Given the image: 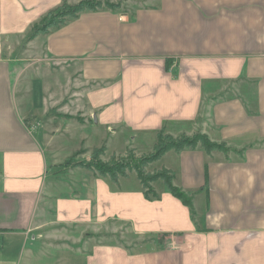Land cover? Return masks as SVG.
Listing matches in <instances>:
<instances>
[{"label":"crops","instance_id":"1","mask_svg":"<svg viewBox=\"0 0 264 264\" xmlns=\"http://www.w3.org/2000/svg\"><path fill=\"white\" fill-rule=\"evenodd\" d=\"M64 1L0 0V253L19 239L23 264H264V0H147L35 34ZM161 132L230 150L155 163L191 207L79 160L151 152Z\"/></svg>","mask_w":264,"mask_h":264},{"label":"trees","instance_id":"2","mask_svg":"<svg viewBox=\"0 0 264 264\" xmlns=\"http://www.w3.org/2000/svg\"><path fill=\"white\" fill-rule=\"evenodd\" d=\"M66 1L67 0H65L59 8H57L54 11H51L48 14L47 20L45 19L44 24L41 27L36 28L35 34L40 33V32H47L49 28L63 24L68 17H72V18L77 17L79 14L85 11H96L97 9L103 8V7L113 9V10L117 9L114 5L108 2L105 4V6L101 4L98 5L96 3L91 4L90 2H88L87 5L85 3H81L80 5L75 6L73 8L65 9L64 7L67 5ZM58 17H60L61 19L59 20ZM163 135H164L163 132H161L159 135V140L157 143L158 146L160 144H164L163 143L164 140H162L164 137ZM182 139L183 140L181 141L184 142V144L169 143L161 147H157L156 151L152 155L146 158H142L138 164L133 163L134 164L133 165L131 162H127L126 165L118 169L116 168L117 170L113 168L108 169L106 166H104L101 163H98L96 165L95 164L93 165L92 163H90V164L83 165V166L92 170L98 175L110 176L114 181H117L119 177L127 176L128 170H131L132 172L134 171L138 175L144 187V190L146 191L147 198H150V197L157 198V194L154 191L152 184L158 180H163L166 186L168 187V190L174 197L181 200L186 206L191 207V199L179 187L174 185L173 176L168 177L164 173H157V175H154L153 177H146V175L143 173V167L141 166L143 164L154 163L155 161L159 160L166 152L170 150L182 151L187 148L195 149L199 145L202 146L207 153H211L213 151H221V152L228 153L230 150L224 144H217V143L212 142L206 135L204 136V135L198 134L189 139L187 137H184ZM95 152H98L99 155H104L105 148L97 149L94 151V153ZM130 158L133 161L135 157L133 156Z\"/></svg>","mask_w":264,"mask_h":264},{"label":"rangeland","instance_id":"3","mask_svg":"<svg viewBox=\"0 0 264 264\" xmlns=\"http://www.w3.org/2000/svg\"><path fill=\"white\" fill-rule=\"evenodd\" d=\"M88 2H90L91 4H94V3H96L98 5L101 4L103 6H105V4L108 2V3H111L112 5H114L116 8L120 7L121 9L125 10L127 8L128 9H132V8L134 9L136 7H139V6L146 5L147 0H72V2L67 0L66 1L67 5L64 8L65 9L73 8L75 6L80 5L81 3H85L87 5ZM58 19L60 20L61 18L58 17ZM46 20H47V17H46ZM163 134H164L163 135L164 137H163L162 140H164V142H163L164 144H160L159 146H158V144H156L154 149L151 152H148V153H145V154H138L135 151L131 150V151H128V153H126L122 157H109L106 154V152L104 153V155H99L98 152L94 153V151H95L94 150L90 154V156L84 157V159H79V160L82 161V162H87V160H89V158H90V162H88V164L92 163L93 165L94 164L96 165L98 163H101L104 166H106L108 169L113 168V169L117 170L118 168L126 165L127 162H131L132 164L133 163L134 164L135 163L138 164L139 161L142 158H146V157L152 155L156 151L157 147H161V146H163L165 144H169V143H172V144H174V143L184 144V142L181 141V140H183L182 138H184V137H187L189 139V138H192V137H194L195 135H198V134H201V135L205 136V134L199 133V132L195 133V134H193L191 136L182 135V136H175V137L171 136L169 134H166L164 132H163ZM125 137H126V135L123 136L124 139H125ZM121 143H123V141L118 143V146H120L119 149H118V152H122L123 150L125 152L126 144L123 143L121 145ZM111 144H112V147L116 146V143H111ZM120 148L122 149V151L120 150ZM170 151H172V150H170ZM168 152H166L164 155H166ZM96 154H98V155H96ZM133 156L135 158L132 161L130 157H133ZM163 156L159 160L155 161L154 163L143 164L141 166V167H143V173L146 175V177H153L154 175H157V173H164L168 177L173 176L171 171H169L166 168L160 169L161 165L160 164H155V163L159 162L163 158ZM131 172H132L131 170H128L127 174H129ZM173 178H174V176H173ZM173 183H174V179H173ZM7 245H8V243H7ZM9 245H10V243H9ZM55 245H61V244L59 243V244H55ZM2 246H3V240L0 239V247H2ZM13 246H14V249H13V251L11 253L3 254L5 256H3L0 253V264H4V262H5L4 260H1V257L2 258L6 257L7 259H9L10 262L6 263V264H23L22 261L20 262L21 251H20L19 248L22 246L21 240L17 239Z\"/></svg>","mask_w":264,"mask_h":264}]
</instances>
